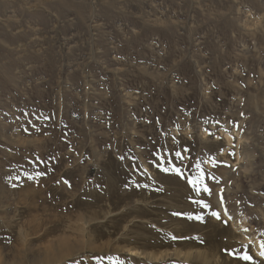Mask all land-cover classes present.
Returning <instances> with one entry per match:
<instances>
[{"label": "rangeland", "instance_id": "obj_1", "mask_svg": "<svg viewBox=\"0 0 264 264\" xmlns=\"http://www.w3.org/2000/svg\"><path fill=\"white\" fill-rule=\"evenodd\" d=\"M114 162L126 175L101 170ZM65 163L83 167L86 191L177 177L179 215L217 229L235 220L264 250V0H0V185L32 179L8 191L10 216L51 220L50 240L68 235L80 253L64 264L174 261L130 254L123 223L147 222L143 237L162 243L132 203L127 223L101 200L98 220L66 218L47 192L60 194Z\"/></svg>", "mask_w": 264, "mask_h": 264}, {"label": "bare ground", "instance_id": "obj_2", "mask_svg": "<svg viewBox=\"0 0 264 264\" xmlns=\"http://www.w3.org/2000/svg\"><path fill=\"white\" fill-rule=\"evenodd\" d=\"M96 165H99V163ZM61 166L62 169L60 172H57L58 174L54 178L56 179L60 194L54 193L52 188L47 189V192L56 197L58 195L57 199L59 198L60 201L62 200L64 202L61 203L62 209L66 210V218H70L69 213H73L81 221L98 220L99 214L94 208L95 202L101 200L109 203L116 202L113 206L122 205L121 218L126 223L131 216L130 210L132 207L128 209L131 203L133 208L136 207L138 211H142V215H139L141 219H147L152 222L151 226H149L152 228L151 232L156 234L154 236H158L162 243H159L156 239L152 240L150 237H143L147 232V222H144L145 224L133 222L130 226L125 223L122 225V233L131 239L128 240L129 242L131 241L134 244L133 249L129 250V252L136 257H144L148 261L160 260L167 256L174 257L173 262L166 260L162 264H178L176 260L179 258L188 261V264L190 262L198 264L264 263V250L261 249L258 243L251 241L250 236H246V230L242 229V225L239 222L236 224L234 220L228 223L230 225L229 229L225 225V227H222L223 224L220 223L222 226L219 224L221 222L220 216L218 218L216 216L219 224L217 229V221H214L216 227H213V221L202 220V218L197 219L194 213L188 212L193 214L192 216L179 215L178 208L175 206L172 207L174 204L182 207L181 204H183H180L183 194L177 187V177H168L170 175L165 176L160 174L155 179L148 177V180L145 181L147 183H143V181L134 182L133 191L130 193H126L120 183L114 185L109 181L99 185L100 190L98 192L95 190L86 191V189L93 187L94 182H88L85 177H82L83 167H76V164L71 163H65V165ZM100 167L105 174L118 171L120 174L123 173L126 175L124 167L119 162L112 165L104 163ZM18 178L19 182L16 183ZM48 179L50 177L46 179L40 178L41 181L39 182L45 184V181ZM31 180L30 175L27 176L24 173H20L19 176L15 174V179L10 181L11 188L7 189L4 183L0 185V264H64L68 262L70 256L80 253V251H76L77 249H73L75 247L72 245L68 235L61 236L56 240H50L54 232L52 226H49L50 222H52L51 220H34V217L31 216L33 218H29L25 222L20 220L18 214H15L17 219H14L10 216L11 213L7 211V207L14 202L12 197L15 194L14 192L8 194V191H11L16 186L28 188ZM115 187L118 188L116 193L113 192V188ZM152 187L154 193H151ZM186 187L184 188L187 190L188 186ZM133 192L136 193L135 197H133ZM140 199L141 205H138L137 200L139 201ZM75 205L85 209L90 208L92 211L89 214L82 208L76 210L74 208ZM17 208L19 207L17 206ZM169 208L175 211V213L169 212ZM33 209V206L28 207V210H31L30 212ZM102 225L106 227L113 226L114 222L113 220L105 221ZM41 230L42 232L37 234V231ZM122 239L126 240L125 237H122ZM7 241L14 248L12 261L2 256L1 253V248L4 247L2 245ZM40 241H43V245L41 244L42 246L38 247ZM194 252L195 254L193 255ZM245 256L250 257V259H245ZM134 261L136 264H142L138 259H134Z\"/></svg>", "mask_w": 264, "mask_h": 264}, {"label": "snow or ice", "instance_id": "obj_3", "mask_svg": "<svg viewBox=\"0 0 264 264\" xmlns=\"http://www.w3.org/2000/svg\"><path fill=\"white\" fill-rule=\"evenodd\" d=\"M177 155H179V154H177ZM214 215H215V213H214ZM200 217H197V219H199ZM245 259H250V257H247V256H245L244 257Z\"/></svg>", "mask_w": 264, "mask_h": 264}]
</instances>
